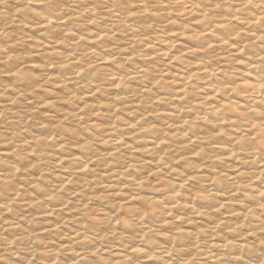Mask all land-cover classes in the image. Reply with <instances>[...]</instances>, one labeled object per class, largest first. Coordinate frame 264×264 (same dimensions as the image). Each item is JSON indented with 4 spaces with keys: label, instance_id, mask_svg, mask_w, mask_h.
I'll use <instances>...</instances> for the list:
<instances>
[{
    "label": "clouds",
    "instance_id": "9594fccd",
    "mask_svg": "<svg viewBox=\"0 0 264 264\" xmlns=\"http://www.w3.org/2000/svg\"><path fill=\"white\" fill-rule=\"evenodd\" d=\"M0 264H264V0H0Z\"/></svg>",
    "mask_w": 264,
    "mask_h": 264
}]
</instances>
